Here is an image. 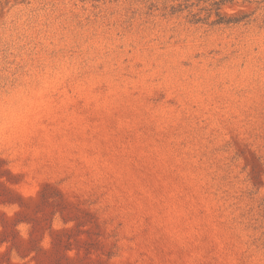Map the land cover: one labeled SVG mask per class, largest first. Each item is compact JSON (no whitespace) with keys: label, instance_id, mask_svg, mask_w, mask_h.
I'll return each mask as SVG.
<instances>
[{"label":"rangeland","instance_id":"rangeland-1","mask_svg":"<svg viewBox=\"0 0 264 264\" xmlns=\"http://www.w3.org/2000/svg\"><path fill=\"white\" fill-rule=\"evenodd\" d=\"M0 264H264V0H0Z\"/></svg>","mask_w":264,"mask_h":264},{"label":"trees","instance_id":"trees-1","mask_svg":"<svg viewBox=\"0 0 264 264\" xmlns=\"http://www.w3.org/2000/svg\"><path fill=\"white\" fill-rule=\"evenodd\" d=\"M220 22V21H219ZM234 23H236V22H234Z\"/></svg>","mask_w":264,"mask_h":264}]
</instances>
